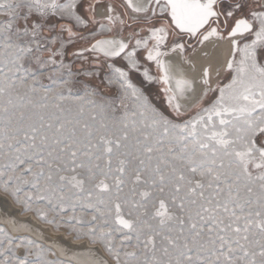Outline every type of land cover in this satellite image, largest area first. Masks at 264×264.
<instances>
[{
    "label": "snow or ice",
    "instance_id": "snow-or-ice-1",
    "mask_svg": "<svg viewBox=\"0 0 264 264\" xmlns=\"http://www.w3.org/2000/svg\"><path fill=\"white\" fill-rule=\"evenodd\" d=\"M0 264H264V0H0Z\"/></svg>",
    "mask_w": 264,
    "mask_h": 264
},
{
    "label": "bare ground",
    "instance_id": "bare-ground-1",
    "mask_svg": "<svg viewBox=\"0 0 264 264\" xmlns=\"http://www.w3.org/2000/svg\"><path fill=\"white\" fill-rule=\"evenodd\" d=\"M48 242H49V243H51L52 241H51V240H49Z\"/></svg>",
    "mask_w": 264,
    "mask_h": 264
}]
</instances>
